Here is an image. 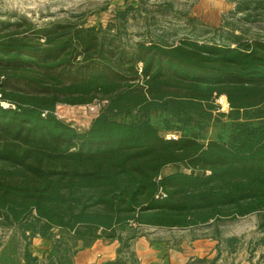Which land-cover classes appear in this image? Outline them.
Returning a JSON list of instances; mask_svg holds the SVG:
<instances>
[{"label": "trees", "instance_id": "1", "mask_svg": "<svg viewBox=\"0 0 264 264\" xmlns=\"http://www.w3.org/2000/svg\"><path fill=\"white\" fill-rule=\"evenodd\" d=\"M26 24L0 29V228L49 240L48 264L148 226L257 213L264 229V41L127 49L94 26ZM104 100L86 130L55 114ZM222 117L229 140L192 132ZM30 243L24 264H37Z\"/></svg>", "mask_w": 264, "mask_h": 264}, {"label": "rangeland", "instance_id": "2", "mask_svg": "<svg viewBox=\"0 0 264 264\" xmlns=\"http://www.w3.org/2000/svg\"><path fill=\"white\" fill-rule=\"evenodd\" d=\"M26 21L41 29L57 24L94 26L100 34L119 39L127 49L137 43L179 44L183 39L236 46L240 41H264V0H0V29L17 22H23L24 29ZM216 103L221 112L230 111L229 103L227 106L221 97ZM94 108L59 104L55 114L86 130L98 114ZM162 119L152 118L158 126H162ZM230 122L226 117L214 119L205 129L193 128L192 132H199L202 142L220 137L227 141L232 133ZM163 135L178 137L179 133L168 131ZM175 170L168 167L165 172ZM260 223V215L253 213L189 228L142 227L139 235L123 247L121 259L139 264L130 254L141 237L175 250H186L190 240L197 238L204 247L212 248L217 264H264V229ZM130 234L127 231L125 235ZM36 238L41 237L28 240L19 229L0 228V264H24L28 241L32 256L39 259L37 264H48L51 247L43 253L46 248Z\"/></svg>", "mask_w": 264, "mask_h": 264}, {"label": "crops", "instance_id": "3", "mask_svg": "<svg viewBox=\"0 0 264 264\" xmlns=\"http://www.w3.org/2000/svg\"><path fill=\"white\" fill-rule=\"evenodd\" d=\"M35 240H39L40 244L46 248L42 249L43 253L52 245L49 240L42 237ZM204 246L205 243L202 240L195 238L190 240L186 250H175L173 249L174 247H170L169 245H158V242L155 240L141 237L136 240L134 252L130 256L137 259L139 264H194L195 262L207 264L210 261L213 264H217L218 260L216 259L218 258L212 252V248L208 249ZM169 247L171 248L170 250ZM122 251V243L118 240H98L90 247L79 250L74 257V263L104 264L114 262L122 257Z\"/></svg>", "mask_w": 264, "mask_h": 264}, {"label": "built area", "instance_id": "4", "mask_svg": "<svg viewBox=\"0 0 264 264\" xmlns=\"http://www.w3.org/2000/svg\"><path fill=\"white\" fill-rule=\"evenodd\" d=\"M0 97H1V95H0ZM107 101H95L94 103H92V104H88L89 105V107H91L92 109L94 108V107H92V105H94V106H96L98 109H96V108H94V111H95V109L97 110V113H99V111H100V109L102 108V106L106 103ZM3 105L4 106H6V107H8L9 106V104L8 103H3ZM98 115V114H97ZM171 138H176V137H168V139H171ZM165 196V194H162V197H164Z\"/></svg>", "mask_w": 264, "mask_h": 264}]
</instances>
